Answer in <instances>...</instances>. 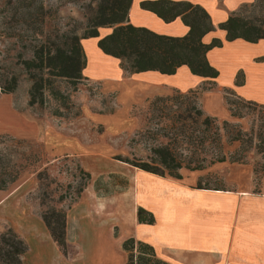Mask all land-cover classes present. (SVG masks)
Instances as JSON below:
<instances>
[{
	"label": "rangeland",
	"instance_id": "rangeland-1",
	"mask_svg": "<svg viewBox=\"0 0 264 264\" xmlns=\"http://www.w3.org/2000/svg\"><path fill=\"white\" fill-rule=\"evenodd\" d=\"M98 3L46 0L49 23L43 38L62 44L67 34L86 35ZM239 11L246 19L259 20L264 29V0H251L232 14ZM12 12L0 14V31L13 24ZM112 29H99L100 38ZM7 30L16 36L15 30ZM98 40L82 41L88 60L84 79L76 82L44 74L48 78L44 103L30 106L33 80L22 62L33 58V44L21 45L17 37L0 38V87L18 81L13 94L0 90V171L19 173L15 182L0 191V237L12 230L24 240L28 247L24 264H125L128 253L123 243L130 238L150 243L170 264H209L214 254L226 264L224 250L212 253L200 238L193 237L189 244L180 239L175 245L164 235L177 227L192 233L204 222L228 227L238 222L242 201L258 199L264 189V104L245 100L232 89L218 91L216 82L205 79L196 88L166 83L162 88L138 89L140 82H149L122 69L120 60L101 56ZM242 76H238L239 84ZM172 96L182 99L159 101ZM195 105L204 111V118L217 120L218 128L206 134L204 150L179 145L180 116L191 113L185 122L193 128L203 120ZM225 121L232 125H224ZM237 136L242 143L234 141ZM169 139L185 163L202 159L205 169H182L178 182L133 165L155 164L152 149ZM223 157L229 161L212 164ZM199 185L204 189H198ZM202 195L212 203L201 205L196 196ZM140 208L147 212V219L154 213L156 223H140ZM56 211L57 216L67 213L64 250L42 218L46 212L54 219ZM201 245L207 251L194 256Z\"/></svg>",
	"mask_w": 264,
	"mask_h": 264
},
{
	"label": "trees",
	"instance_id": "trees-1",
	"mask_svg": "<svg viewBox=\"0 0 264 264\" xmlns=\"http://www.w3.org/2000/svg\"><path fill=\"white\" fill-rule=\"evenodd\" d=\"M134 0H99L95 17L90 21L88 32L80 37L77 34H67L62 44L46 41L43 38V31L49 23L48 10H46V0H0V14L6 10H12L13 18L10 26L1 29L7 33V29L15 30L16 36L0 31V38H15L20 40V44H33V58L23 60V65L28 71L33 85L30 90L29 105L44 103V89L47 79L44 74L53 78L76 81L84 79V70L87 67V55L84 51L82 41L84 39L98 38V48L100 51L111 58L121 61L122 69L133 74L147 72H157L161 75L172 76L178 69L185 66L194 76L209 81H214L220 77V72L211 65L208 53L215 48H222L225 42L243 40L251 44H257L264 40V29L254 20L246 19L243 11L232 14L229 18L219 25V28L226 32L225 41L213 39L211 43H204V37L215 31L210 14L201 6L189 2H172L169 0L145 1L141 3L143 10L154 13L158 18L169 24L180 18L183 24L189 28L187 35L183 37H173L160 35L145 27H136L130 22V9ZM246 6V5H245ZM12 15V14H11ZM39 26V28H37ZM113 28L107 36L100 38L99 29ZM25 35V36H24ZM28 35H33L32 38ZM28 38L30 42L26 41ZM33 39V40H32ZM263 58L258 61H263ZM238 83V76L235 80ZM18 87L17 79H13L11 84L0 90L4 94H13ZM181 96H172L159 101L171 102L180 101ZM157 101H155L156 103ZM155 103H152L154 105ZM229 103V100H228ZM200 118H203L197 127L193 128L185 122L191 119L188 116H180L179 121H183L180 128L181 148H199L204 150L208 143L206 137L214 126L218 128L216 118L206 116L202 109L193 108ZM192 112V111H191ZM224 125H232L225 121ZM203 127H206L204 129ZM211 128V129H210ZM166 130V129H165ZM240 134H244L239 130ZM202 134V136H198ZM168 135V133H166ZM165 145H160L152 149L153 162L133 164L142 171L154 175L172 177L182 180L180 171L187 169L190 171L204 170V160L185 163L186 159L178 153L173 140L169 139ZM234 141L242 143L237 136ZM187 143V144H186ZM197 153V152H195ZM200 155V153H198ZM2 160V159H1ZM229 160L226 157L217 158L214 163H225ZM231 163L245 164L240 161H230ZM194 163H196L194 165ZM19 173L8 174L6 170L0 171V191L6 189L9 183L15 182ZM89 178V177H88ZM200 186V185H199ZM86 185L79 189V196L83 193ZM198 189H204L202 186ZM221 190V189H215ZM54 219L48 218V213L43 214V221L48 228L51 237L57 245L64 250L67 247L66 228L67 213L57 211ZM53 214V215H54ZM147 212L140 208L138 210V221L142 224H155L156 219L152 213L146 218ZM123 249L128 253L125 264H170L161 259L155 248L142 241L130 238L123 243ZM28 247L24 240L12 230H8L0 237V264H24L22 257L27 253ZM136 252V254H135ZM72 255V254H71Z\"/></svg>",
	"mask_w": 264,
	"mask_h": 264
},
{
	"label": "crops",
	"instance_id": "crops-1",
	"mask_svg": "<svg viewBox=\"0 0 264 264\" xmlns=\"http://www.w3.org/2000/svg\"><path fill=\"white\" fill-rule=\"evenodd\" d=\"M145 1L158 0L133 1L130 9V22L134 26L145 27L160 35L173 37H183L188 34L189 28L183 24L180 18L167 24L154 13L143 10L141 3ZM169 1L189 2L199 5L210 14L216 29L214 32L207 34L203 39L204 43L209 44L213 39L225 41L226 32L221 30L219 25L225 22L232 12L247 5L251 0ZM110 33L107 32L104 36ZM97 50L101 56L104 55L100 49L97 48ZM260 58L264 59V40L257 44H251L243 40H236L230 43L225 42L222 48L211 50L208 53L209 62L220 72V77L216 80L218 91L232 89L245 100L264 104V60L258 61ZM240 74H243L244 78L240 81V85H235V80ZM140 77V81H148L149 83L140 82L138 89L140 87L143 89L152 87L162 88L166 83L172 87L176 86L183 89L196 88L203 81L202 78L192 75L185 66L179 68L178 72L172 76L161 75L157 72H147L142 73ZM225 80H227V83L224 82ZM214 100L216 102L215 107L219 108V102L215 98ZM210 106H213V102L208 103L209 109H211ZM182 172L181 175L183 176ZM178 182H181V180ZM259 194L257 200L247 198L244 200V203L242 201L240 215L236 217V220L239 218L238 222L232 223L228 227L227 225L220 226L219 222L216 224L204 222L202 227L196 228L197 230L192 233L187 229L186 225L184 228L187 229L186 232H183L181 227H177L178 230L165 231L167 234L164 236L170 238L171 242L175 245L179 243L177 241L180 239H182V244H189L190 240H193V237L198 240L200 238V243L205 244L208 249H212V253H214L213 249H223L226 264H264V189ZM196 200L201 202V205L212 203L211 199L206 198L204 195L196 196ZM193 207H195L194 203L192 204ZM204 210L209 212L206 208ZM186 222L188 223L187 220ZM194 233L195 235H193ZM203 245H201L199 250H194V256H202L207 251ZM219 259V256L214 254L209 260V264H221V262H218Z\"/></svg>",
	"mask_w": 264,
	"mask_h": 264
}]
</instances>
